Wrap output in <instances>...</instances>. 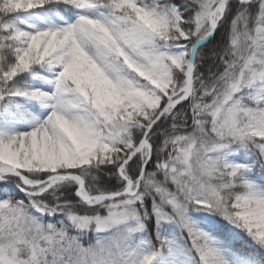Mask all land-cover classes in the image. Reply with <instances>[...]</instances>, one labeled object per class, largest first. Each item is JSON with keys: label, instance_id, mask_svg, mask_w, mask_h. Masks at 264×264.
<instances>
[{"label": "snow or ice", "instance_id": "1", "mask_svg": "<svg viewBox=\"0 0 264 264\" xmlns=\"http://www.w3.org/2000/svg\"><path fill=\"white\" fill-rule=\"evenodd\" d=\"M0 264H264V0H0Z\"/></svg>", "mask_w": 264, "mask_h": 264}]
</instances>
